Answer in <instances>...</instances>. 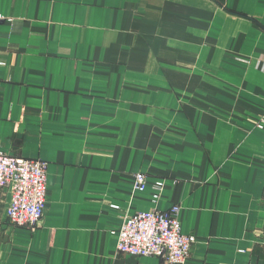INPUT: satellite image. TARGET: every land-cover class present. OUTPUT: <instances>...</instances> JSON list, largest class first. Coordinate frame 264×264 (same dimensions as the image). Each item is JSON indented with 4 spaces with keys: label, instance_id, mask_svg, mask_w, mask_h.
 Wrapping results in <instances>:
<instances>
[{
    "label": "crops",
    "instance_id": "crops-1",
    "mask_svg": "<svg viewBox=\"0 0 264 264\" xmlns=\"http://www.w3.org/2000/svg\"><path fill=\"white\" fill-rule=\"evenodd\" d=\"M0 62V150L49 163L0 264H168L114 232L174 204L182 264H264V0H0Z\"/></svg>",
    "mask_w": 264,
    "mask_h": 264
},
{
    "label": "built area",
    "instance_id": "built-area-1",
    "mask_svg": "<svg viewBox=\"0 0 264 264\" xmlns=\"http://www.w3.org/2000/svg\"><path fill=\"white\" fill-rule=\"evenodd\" d=\"M257 126L264 127V114ZM48 166V161L42 158L17 157L0 150V187L10 193L6 215L16 225L35 229L44 218ZM147 179L146 173L137 172L135 190L145 191ZM163 187L164 181L158 180L155 199ZM180 212L181 206L174 204L168 210L153 208L127 214L120 229L114 232L116 250L134 256H155L168 264L185 263L196 237L183 231Z\"/></svg>",
    "mask_w": 264,
    "mask_h": 264
}]
</instances>
